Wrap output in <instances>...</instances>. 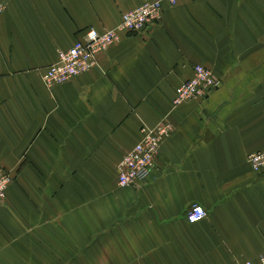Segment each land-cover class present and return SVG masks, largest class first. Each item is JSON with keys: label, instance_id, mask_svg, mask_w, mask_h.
<instances>
[{"label": "crops", "instance_id": "obj_1", "mask_svg": "<svg viewBox=\"0 0 264 264\" xmlns=\"http://www.w3.org/2000/svg\"><path fill=\"white\" fill-rule=\"evenodd\" d=\"M0 264H238L264 251V0H183L47 88L39 69L145 0H3ZM220 85L172 108L192 66ZM168 120L145 182L116 183L143 124ZM207 214L189 222V204Z\"/></svg>", "mask_w": 264, "mask_h": 264}, {"label": "built area", "instance_id": "obj_2", "mask_svg": "<svg viewBox=\"0 0 264 264\" xmlns=\"http://www.w3.org/2000/svg\"><path fill=\"white\" fill-rule=\"evenodd\" d=\"M179 1L183 0H145L135 8L124 11L119 23L112 28L101 31L94 27L86 28L82 37L77 38L69 48L58 50L55 60L39 69L43 84L51 88L88 71L97 64L98 54L119 40L120 33L137 34L144 31L148 26L159 22L164 4L174 5ZM5 8V2L0 0V15ZM219 85L220 80L212 70L195 64L190 77L175 87L171 99L172 108L183 103L204 100ZM172 130L171 123L166 119L151 126L143 124L140 127L139 139L117 163L116 183L119 187L134 186L146 181L155 169L161 144L171 135ZM246 162L254 172L264 171V150L249 153ZM12 180L13 175L0 167V202L4 201L7 187ZM206 214L205 208L197 203L189 204L185 211L189 222H198ZM238 264H264V251L257 261L244 260Z\"/></svg>", "mask_w": 264, "mask_h": 264}]
</instances>
